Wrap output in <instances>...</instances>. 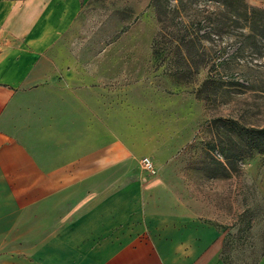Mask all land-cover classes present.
Segmentation results:
<instances>
[{"label": "crops", "instance_id": "0c3cea01", "mask_svg": "<svg viewBox=\"0 0 264 264\" xmlns=\"http://www.w3.org/2000/svg\"><path fill=\"white\" fill-rule=\"evenodd\" d=\"M88 1L0 0V244L44 235L0 264H231L226 231L135 178L155 141L124 110V63L68 48Z\"/></svg>", "mask_w": 264, "mask_h": 264}, {"label": "rangeland", "instance_id": "374dc122", "mask_svg": "<svg viewBox=\"0 0 264 264\" xmlns=\"http://www.w3.org/2000/svg\"><path fill=\"white\" fill-rule=\"evenodd\" d=\"M79 19L69 50L88 61L118 53L108 60L124 63L114 70L124 110H140L136 125L155 141L135 178L163 182L178 206L227 232L231 264L252 263L264 251V0H89ZM187 32L197 35L176 48ZM131 51L140 68L126 66ZM43 236L7 238L0 257Z\"/></svg>", "mask_w": 264, "mask_h": 264}, {"label": "trees", "instance_id": "16d2710c", "mask_svg": "<svg viewBox=\"0 0 264 264\" xmlns=\"http://www.w3.org/2000/svg\"><path fill=\"white\" fill-rule=\"evenodd\" d=\"M156 1V0H155ZM230 1H232V2H235V3H241V1L242 0H230ZM156 3V2H155ZM156 5V4H155ZM252 10V12L254 13V12H258L259 10L258 9H251ZM161 12H165V15H164V17H162V15H161ZM157 15H158V17H159V19L162 21L164 18H166L167 17V13H166V11L165 10H160L159 9V7H157ZM253 23H254V21H252ZM188 25H191L190 23L188 24ZM195 35H197V33L195 32V33H193V32H187V33H184V34H182L180 37H178V36H176V40H177V43H176V48H179V45L178 44H180L179 42L181 41V42H183L184 40L183 39H185V37H187L188 39V41H192L193 40V38H194V36ZM254 34L252 33V31L251 32H249L247 35H246V38H249V37H252ZM183 40V41H182ZM157 36L153 39V47H154V45L157 43ZM264 131V130H263Z\"/></svg>", "mask_w": 264, "mask_h": 264}, {"label": "built area", "instance_id": "2783aa9c", "mask_svg": "<svg viewBox=\"0 0 264 264\" xmlns=\"http://www.w3.org/2000/svg\"><path fill=\"white\" fill-rule=\"evenodd\" d=\"M142 162H143V164H144L145 166H147V167H150V165H151V163H150V161H149L148 158H144V159L142 160Z\"/></svg>", "mask_w": 264, "mask_h": 264}, {"label": "bare ground", "instance_id": "6f19581e", "mask_svg": "<svg viewBox=\"0 0 264 264\" xmlns=\"http://www.w3.org/2000/svg\"><path fill=\"white\" fill-rule=\"evenodd\" d=\"M152 167V166H151Z\"/></svg>", "mask_w": 264, "mask_h": 264}]
</instances>
